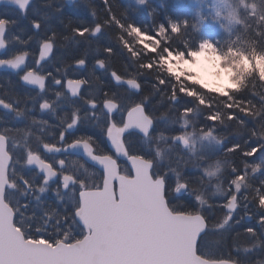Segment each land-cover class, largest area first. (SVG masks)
Wrapping results in <instances>:
<instances>
[{"label": "trees", "instance_id": "obj_1", "mask_svg": "<svg viewBox=\"0 0 264 264\" xmlns=\"http://www.w3.org/2000/svg\"><path fill=\"white\" fill-rule=\"evenodd\" d=\"M108 2L112 13L121 23L135 25L149 34H154L161 25L167 28L170 23L180 24V35L171 38L170 47L180 50L195 49L202 41H208L210 43L202 44L199 50L207 45L218 56L229 59L233 55L240 57L244 66L241 70L234 67L228 74V80L235 85V88L228 90L225 94L206 90L191 83L189 87L187 84V87L182 90L183 84L181 85L163 68L164 60L172 54L163 56L155 51L162 47L166 37L153 39L152 36L143 35L141 32L121 29L115 23L104 24L109 19V13L105 10L103 0H76L71 6H67L65 0H34L27 10L25 19H21L13 10L4 7L1 8L0 13L7 15V20L12 22L8 24L9 31L14 35L12 40L22 48L29 44L31 48H34L40 41L48 39L52 33H55L53 61L58 65L67 67L74 61L84 58L89 67L90 63L97 59H105L107 69H115L126 78H136L142 85L139 94L133 97L129 95V98H126L123 94L120 96L118 89H113L116 97H120L121 101L139 102L147 96L145 110L151 114L152 119L161 117L170 124L173 121V129L168 131V136L174 137L179 134L180 129L177 126L184 120L189 123L194 132L211 133L220 140L222 146L219 151L212 154L210 160L214 161L213 164L219 173L220 188L222 187L225 192L234 176L233 168L240 171L245 163L259 164L261 170L247 177L252 187L246 191V194L249 197L255 195L254 189L257 188L264 194V186L261 184L264 181V147H261L255 156H242L243 151H250L264 144V141L251 135L254 129L258 134L264 132V71L261 67L264 65V19H261L264 17V0H226L218 14L214 15L211 9V11L205 10L198 17L183 9V6L179 4L180 0H145L143 8L129 0H108ZM93 11L95 17L91 14ZM33 22H39V30L34 31ZM185 22L186 28L183 27ZM96 24L104 25L97 36L88 35L81 38L72 33L73 28H93ZM140 35L149 40L147 41L151 46L149 49L141 45L138 39ZM106 48L113 50L111 57L106 56L104 52ZM176 56L185 59L180 53ZM160 80L166 83L160 84ZM173 88L177 90V99L174 103L170 99ZM181 92L186 94L180 95ZM27 99H16L13 107L23 112L22 117L19 118H23L20 125H26L24 120H27L29 126H36L29 129L38 135L35 137L31 132L27 137L23 134L18 135L17 141L20 147L17 149V154L21 163L16 165V171L34 186L44 188L41 178L26 169L24 165L25 148L33 140L43 141L42 134L45 131L44 124L38 122L37 117L34 116L38 114L37 100L33 96L31 100ZM184 108L192 109L191 114H184L182 112ZM244 110L252 115H246ZM32 111L35 123H32V118L27 116L28 112L32 113ZM257 111L261 112L259 118L255 117ZM230 112L243 121L244 126L236 120H229ZM210 113H216L220 118L214 127L206 119ZM142 143L143 141L137 136L134 139L130 138L126 143V149L130 155L138 157L144 155V160L151 161L152 156L146 150H142ZM233 145H239L240 149L236 152H226ZM174 159V162H177L178 156L176 155ZM81 173H84V170L81 169ZM92 180L94 181L91 182L101 183L98 178ZM184 182L188 185L186 192L193 188L191 183L198 184L193 192L205 203L202 212L209 222V231L202 238L201 254L198 256H205L204 260L211 262L264 264V226L257 223L259 217L264 216V210H258L254 200H244L245 192H242L240 201L243 200L245 209L236 214L234 222L238 221V223L224 231H212V226L221 223L226 215L223 207L218 206L222 201H213L210 198V188L203 187V180L199 174L187 173ZM16 184L18 189L9 193V198L14 205L16 201H19L21 205L27 204V207H19L16 213L12 208L11 210L18 219L22 220L23 226L31 235L61 237L56 240V244L61 241L65 243V237H80L81 228L78 224L73 223L72 219H63L67 215L65 206L68 207V212L72 211L73 198L70 191L63 193L58 189L50 193L51 187H48L44 188L43 193L31 191L24 195L21 191H27L24 189V184L20 180H16ZM165 190L169 203L172 204L170 209L173 213L180 214L175 210L196 211L198 209L191 200L184 197H173L172 200L168 187ZM204 197L206 200L203 199ZM245 218L249 220L245 221ZM248 228L254 229L256 235L247 234L245 230ZM36 229L40 231L37 232ZM233 246L238 251H234ZM229 252L231 255H228Z\"/></svg>", "mask_w": 264, "mask_h": 264}, {"label": "snow or ice", "instance_id": "obj_2", "mask_svg": "<svg viewBox=\"0 0 264 264\" xmlns=\"http://www.w3.org/2000/svg\"><path fill=\"white\" fill-rule=\"evenodd\" d=\"M141 3H144L145 0H140ZM28 3H31V0H28ZM105 4V10L109 13V19L104 22V24L110 25L111 23H115L117 27L124 30H131L132 32H141L143 35H150L153 39H160L161 36L166 37V40L162 43V47L160 49L155 50L159 52L161 55L166 56L168 53L172 55H176L177 53L182 54L185 59H189L192 54L197 52L202 44L210 43L208 41H202L198 44L197 48H185V50H180L178 48L170 47L172 43V37L180 35L181 25L178 23H170L169 27L159 26L154 34H149L145 31H142L135 25L128 24L124 25L121 21L112 13L111 5L108 0H103ZM19 7L22 9V13H26L27 7L24 4H20ZM92 16L95 17V12L93 11ZM264 19V17H261ZM12 22L0 18V25H3V29L6 32V25ZM33 28L39 30L40 24L39 22H33ZM104 25L96 24L93 28H73L72 33L76 37H86L88 35L97 36L102 30ZM183 27H187V23L185 22ZM56 34L52 33L48 39L42 40L39 43V55L37 58L36 66L33 68L27 67V56L28 53H24L21 55H17L16 58L9 60H0V66H3L5 63L8 64L12 69L19 70L21 68L24 69L23 74L20 75V80L23 82L29 89H36L38 93H43L47 88V81L50 77H52V73L42 74L39 69L42 63L49 59L54 50V43ZM214 46V45H213ZM104 52L107 57H111L113 55V50L111 48L104 49ZM86 64V60L84 58H80L74 61V66L77 68H83ZM95 65L101 69L105 70L107 74L111 77V79L115 82V84L127 85L129 90L139 92L142 88L140 81L136 78H126L121 76L115 69H107V65L105 59H97L95 61ZM73 65H70L71 67ZM150 70V68H149ZM58 72L61 70L58 69ZM53 83L56 86L63 85L65 91L69 94L70 98H81L84 103L89 107L90 112L86 115L92 117H98V113L93 111L98 107L102 112L107 114V124L102 127V132L104 134L105 139L108 142L109 150L107 153L97 152V141L94 137L91 136H78L75 138L68 139L67 134L69 131L75 129L81 121V117L78 111H74L72 114V118L69 122L65 124V126L60 130L59 135L57 137V141L54 144H49L48 142H41L39 147L36 150H33L31 146L25 148L24 152V165L29 168V170L35 169L37 174L41 177L42 183L48 184L50 181L55 183L58 187L63 188L66 191H70L72 194V211L68 212V207L65 206V212L67 215L63 217V219H72L73 223L79 222L81 224V235L79 238L65 237V243L68 247L61 251H52V247L55 246L56 240L61 237L53 238L51 235L49 236H33L28 230L23 226L22 220L18 219L16 215L13 216L12 223L15 224V231H10L8 228V221L5 217L3 220V228L0 230V253L5 257L7 264H82V261L86 259L87 252L90 248L96 245L99 240V236L86 239L89 236V230L84 226V223L81 219V203L80 197L85 193L96 191L102 189V179H103V164L104 161L101 159L102 155H112L114 148L113 142L115 139L116 133H123L128 127L129 118L133 114L137 115L138 122L142 123L143 121L147 122V126L138 127L137 130L141 132L144 136H149L152 132V128L154 125V120L151 117V114L145 110V103L148 100V97L145 96L142 101L127 102L126 106L122 107L121 101L117 99L116 94L114 92H109L104 90L103 82L101 81L99 76H96V79L100 81V86L96 88L95 93L93 91H89L87 98L81 97V90L86 86L91 89V82L87 78H76L69 77L67 75V68L63 70L62 78L52 77ZM160 84L166 83L163 80L159 81ZM155 87V85H154ZM176 89L173 88L170 99L172 103L177 99ZM185 92H181L180 95H185ZM63 92L58 93V96H62ZM97 95L99 99H97ZM193 98L194 97H190ZM0 107L5 108L8 111H12L15 113L17 120L22 117L23 112L21 109L14 108L12 105L7 104L5 101L0 100ZM51 107L50 103L44 101L40 104L41 109H49ZM184 114H191L192 109L184 108L182 110ZM246 115H252V113L244 110ZM119 113V119H114V115ZM261 112L257 111L255 113V117L259 118ZM206 119L211 122L214 127L217 121L220 119L216 113H210L206 116ZM229 120H236L242 126H244V122L239 120L238 117L234 113L228 114ZM2 122V121H0ZM35 118H32V123H35ZM23 134L25 137L30 135V129L27 125L20 126H12L6 125L3 128H0V180L5 182L0 183V191H2V198L4 203L8 206V208H12L14 213L18 211L19 207H27V204L21 205L19 201L13 204V201L9 198V193L14 192L18 189V185L16 184V180H20L24 184V190L22 194L27 195L28 192L31 191H39L43 193L45 189L43 187L34 186L28 179H26L22 174L16 171V165L21 163L20 158L17 154V149L20 147L18 141L16 140V136ZM211 133H209L210 135ZM251 135L253 137L258 138L259 140L264 141V132L257 133L256 129L251 131ZM176 140L184 141L185 136L183 134L177 135L175 137ZM119 140L123 142L124 136L120 135ZM261 147H264V144L251 149L250 151H243L242 156L244 157H252L255 156L256 153L260 150ZM240 149L239 145H233L226 152H236ZM126 150V145H125ZM80 151L83 155H85L92 165V170L89 172L90 175L100 174L101 183L89 182L86 179L78 178L77 175H73L71 172L66 169L71 165H75L77 163L76 160L69 161L68 159H56L55 162L53 160H49L47 157L51 155L53 152L56 153H69ZM141 158H145L144 155H141ZM113 159H118L116 156H113ZM83 167V165H81ZM249 168L251 172L249 173ZM261 170V166L259 164L250 165L245 163L244 168L238 171L236 168H233V178L229 182V187L226 192L223 194V197H226L225 201L218 206L224 207L226 209V215L223 217L222 222L219 224H214L211 228L212 231H222L224 230L232 221V216L235 213L237 207H239L238 201L240 200V194L245 192L243 199L244 200H254L256 202V206L258 210H264V194L261 193L260 189H254L255 195L249 197L246 194V191L250 189L252 186L249 184L247 177L249 175H255ZM150 174L153 178H157L158 174L150 170ZM15 177V179H13ZM163 177H159V181H162ZM262 186H264V181L261 182ZM188 185L184 182H178L175 191L179 192L181 190H187ZM119 192V185L113 182V193ZM118 199V197H117ZM195 201L198 205L202 203L201 198L199 196L195 197ZM165 204L169 205V200L167 196V191L165 190ZM85 206L89 213L92 214L93 218H95L96 213V201L95 199H88L85 201ZM107 212L117 218L124 219L128 221V227H135V221L141 214V209L137 205L134 197L130 198L126 204L119 207H108ZM178 213L192 217L194 220L199 221L202 227L199 231H195L194 242L190 241L189 245V254L196 253L197 255L201 254L202 247V238L204 234L209 231V222L207 217L204 216L202 209L199 207L196 211H182L175 210ZM251 218V216H249ZM238 223V221H237ZM257 223L261 226H264V216H260L257 220ZM195 225H181L180 230L191 232L195 229ZM39 232V229H36ZM59 231V230H58ZM247 234L251 236H255V230L252 228H248L245 230ZM22 234V235H18ZM47 243L52 246L48 249H44L39 247L38 245H43ZM80 244L77 247V244ZM234 251H238L235 246H233ZM247 251V249H246ZM228 255H231L229 252ZM201 259H206L205 256L201 255ZM223 264H227V261H224Z\"/></svg>", "mask_w": 264, "mask_h": 264}, {"label": "water", "instance_id": "obj_3", "mask_svg": "<svg viewBox=\"0 0 264 264\" xmlns=\"http://www.w3.org/2000/svg\"><path fill=\"white\" fill-rule=\"evenodd\" d=\"M65 2L70 6L75 0ZM20 4L28 8L31 3H28V0H0V5L10 6L23 14ZM2 37L3 32L0 33V42ZM3 48H0V52ZM1 69L13 70L8 64L0 66ZM137 115L133 114L129 118V127L126 131L147 126L146 121L138 122ZM176 143L183 148L187 146L184 141L176 140ZM82 156L89 163L87 157L83 154ZM103 161L102 189L85 193L80 197L81 219L89 230V236L86 239L99 236L98 242L88 250L82 264H223L224 261L211 262L201 259L194 252L189 254L190 241L194 242L195 231H199L202 225L192 217L170 212L165 204L164 186L162 182L151 178L149 162L130 158L128 164L132 177L124 178L118 174L112 160L104 158ZM2 182L5 181L0 180V183ZM113 182L119 185V192L115 194ZM184 192L185 190H181L176 195ZM133 197L141 209V214L135 221L136 226L130 228L127 226L128 221L111 216L106 209L123 206ZM88 199L96 201L95 218L85 206V201ZM13 216V211L4 203L2 191H0V230L3 228V220L6 217L9 230L15 231L12 223ZM77 224L81 227L79 222ZM181 225L196 227L193 231L186 232L180 230ZM38 246L44 249L52 247L48 244ZM79 246L78 243L77 247ZM67 247V244L59 243L52 247V251H61ZM0 264H7L2 253H0ZM227 264L234 263L227 262Z\"/></svg>", "mask_w": 264, "mask_h": 264}, {"label": "flooded vegetation", "instance_id": "obj_4", "mask_svg": "<svg viewBox=\"0 0 264 264\" xmlns=\"http://www.w3.org/2000/svg\"><path fill=\"white\" fill-rule=\"evenodd\" d=\"M8 8L10 10H13L17 16H19L21 19H25L26 13L20 14L17 9L12 8L10 6H0L1 8ZM10 16V15H9ZM0 18L8 19V16L2 15L0 13ZM36 31V29H34ZM14 38L13 33H11L8 29V25H6V32L3 31V37H2V43L4 44V48L2 52H0V60H9V59H15L17 55H21L24 53H28L27 56V67L33 68L36 66L37 58L39 55V43L36 47L31 48L30 44L25 45L24 48L19 46L16 41H13ZM27 41V40H26ZM19 46V47H18ZM54 59V50L52 55L49 59L45 60L39 71L42 74L46 73H52V77L55 78H62L63 70L67 68V75L69 77H76V78H87L91 82V89L87 86L81 90V97L87 98L88 92L93 91L95 93L96 88L100 86V81L96 79V76H99L101 81L104 85V90H107L109 92H113V89H118L117 91L120 94V96L123 94L126 96V98H129V95L133 97L134 95L139 94V92H135L132 90H129L127 88V85L120 84L117 85L115 82L111 79V77L107 74L105 70L99 69L95 65V61L90 63V66L88 67L86 64L83 68H77L74 66V63H72L71 67L65 66V65H58ZM6 64V63H5ZM60 69L61 71L58 72L57 70ZM24 69L21 68L19 70V73H17V70H8V69H1L0 70V100L5 101L7 104H10L14 106L16 99L18 98H28L27 100H31L32 96L35 98L38 102V114L34 115L33 111L32 113L28 112V117H37V121L44 124V135L43 141L41 142H48L49 144H54L57 141V137L59 135L60 130L65 126L67 122H69L72 118V114L74 111H78L81 121L80 124L73 130L69 131L67 134L68 139L75 138L78 136H91L94 137L97 141V148L96 151L107 153L109 150L108 142L104 137V134L102 132V127L107 124V114L102 112L101 109L98 107L97 109L93 110L98 113V117H92L86 115L90 112L89 107L84 103L83 99L81 98H70L69 94L65 91L63 85L56 86L53 83L52 77H50L47 81V88L46 90L41 94L38 93V91L34 88L29 89L25 85H23V82L20 80V75L23 74ZM28 92V93H23ZM63 92L62 96H58V93ZM99 99V96L96 97ZM121 101L120 97L117 98ZM44 101H47L50 103L51 107L49 109H41L40 104ZM135 102L134 100H132ZM128 101H121L122 107L126 106ZM15 108V107H14ZM34 115V116H33ZM119 113L114 115V119H119ZM0 128L5 127L6 125H12V126H20L23 122V118L17 120V117L15 116V113L12 111H8L3 107H0ZM25 124L29 126V123L27 120H24ZM35 128L36 126H29L28 128ZM154 127V125H153ZM153 129V128H152ZM33 136L37 137L38 133L34 132L33 130H30ZM123 135L124 140L121 142L119 140V136ZM138 137L143 141L142 145L144 146V137L140 134L138 130L133 131H124L123 133H116L115 139L113 142V148L114 151L112 155H102L101 158H108L112 160L116 167L118 174L124 178H131V170L129 168V159L130 158H136L140 159L135 155H130L125 150V145L128 141V139L135 137ZM18 135L16 136L17 140ZM34 138V137H33ZM35 139V138H34ZM41 142H36L33 140V142L29 145L33 150H36ZM28 147V146H27ZM117 147V149L115 148ZM113 156H116L118 159H113ZM49 160H53L55 162L56 159H68L76 160L77 163L75 165H71L66 169L67 171L71 172L73 175H77L78 178L86 179V180H92V179H100V174L97 173V175L93 176L90 175L89 172L92 170V165L89 164L85 157L82 156V153L80 151L77 152H69L67 154L61 152L56 153L53 152L51 155L47 157ZM83 165V167H81ZM26 167V166H25ZM26 169H29L26 167ZM81 169L84 170V173H81ZM151 170L153 171V164L151 163ZM32 173H34L36 176L41 178L39 174H37L35 169L30 170ZM152 176V175H151ZM101 181V179H100ZM104 181V173H103V179H102V185ZM52 184V185H50ZM48 187H51V190L49 191L54 192L56 190H61L63 193H66L68 191L64 190L63 188L58 187L55 183L49 182ZM165 185H164V197H165ZM47 192V191H46ZM171 198V197H170ZM173 200V198H172ZM172 205V204H171ZM170 203L168 206L171 213L173 211L170 209L171 207Z\"/></svg>", "mask_w": 264, "mask_h": 264}, {"label": "rangeland", "instance_id": "obj_5", "mask_svg": "<svg viewBox=\"0 0 264 264\" xmlns=\"http://www.w3.org/2000/svg\"><path fill=\"white\" fill-rule=\"evenodd\" d=\"M135 5L143 8L145 5L141 3L140 0H129ZM226 0H180V5L183 9L189 11L192 15L199 16L205 10L213 11L214 15L218 14L221 5L225 4ZM141 45L144 47H151L147 41H149L145 36H138ZM231 58L221 57L215 53V51L210 46H203L199 51L195 52L190 56L189 59H184L180 56L169 55L167 59L164 60L163 68L164 70L172 75L181 85L182 90L188 87L191 83L198 85L206 90L215 91L218 93H226L229 88L228 85L232 84L228 80L229 71L234 69V67L241 70L244 66L240 57L230 56ZM185 119V118H184ZM154 120V127L149 136L144 137V146L142 150H146L152 156L151 161H147L138 157L144 161L153 164V172L157 173L159 176L155 181L159 180V177H163V186L169 189V196L171 198H181L191 200L194 205L201 209L205 206V203L201 199L202 203L200 205L195 201V195L193 190L198 184L191 183V191L184 192L181 195H176L175 187L178 182H184V177L191 174H199L203 180V187L210 188L209 193H211V199L213 201L220 200L221 204L225 201L226 197H223L225 190L220 188L218 179V170L214 166V161L210 160V157L214 152L220 150L222 142L212 136L211 134H200L199 132H194L189 123L182 121L181 125L177 126L180 129V134L185 136L187 146L185 148L181 147L176 143L175 137L168 136V131L173 129V121L166 123L161 117H156ZM181 150V151H179ZM183 152V154H178ZM176 155L178 156L177 162L175 161ZM177 164V165H174ZM89 182L94 180H87ZM185 183V182H184ZM44 188H48L47 184L43 183ZM200 197V196H199ZM201 198V197H200ZM204 200L205 197L203 198ZM206 202V201H205ZM243 202V200H242ZM239 200V207H237L235 213L232 216V221L224 229L227 230L234 226L237 222H234L238 213L245 209L244 205ZM225 213L226 209L223 207ZM249 218H245L248 221ZM223 230V231H224ZM66 244L64 242H59ZM264 259V255H263Z\"/></svg>", "mask_w": 264, "mask_h": 264}, {"label": "clouds", "instance_id": "obj_6", "mask_svg": "<svg viewBox=\"0 0 264 264\" xmlns=\"http://www.w3.org/2000/svg\"><path fill=\"white\" fill-rule=\"evenodd\" d=\"M4 31L3 29V25H0V33H2ZM4 47V44L2 42H0V48H3ZM262 67V71H264V65L261 66ZM229 88H235V85H232V84H229L228 85ZM227 94V93H225Z\"/></svg>", "mask_w": 264, "mask_h": 264}]
</instances>
